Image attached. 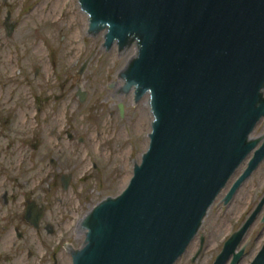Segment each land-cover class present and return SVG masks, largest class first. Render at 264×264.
<instances>
[{
    "label": "water",
    "instance_id": "95a60500",
    "mask_svg": "<svg viewBox=\"0 0 264 264\" xmlns=\"http://www.w3.org/2000/svg\"><path fill=\"white\" fill-rule=\"evenodd\" d=\"M78 4L87 35L103 33L101 50L116 46L123 56L136 45L114 96L132 94L135 102L147 96L153 120L126 186L80 219L73 232L85 233L80 248L63 246L72 264H175L241 165L248 159L225 204L264 160V0ZM120 109L123 115L122 103ZM261 214L259 222L264 195L212 264L239 263ZM203 244L204 236L193 261ZM250 264H264V243Z\"/></svg>",
    "mask_w": 264,
    "mask_h": 264
},
{
    "label": "rangeland",
    "instance_id": "374dc122",
    "mask_svg": "<svg viewBox=\"0 0 264 264\" xmlns=\"http://www.w3.org/2000/svg\"><path fill=\"white\" fill-rule=\"evenodd\" d=\"M78 1L15 0L19 27L11 38L15 47L10 45L9 68L14 73L20 67L22 76L9 78L4 97L9 96L6 106L20 107L37 124L38 195L47 206V220L37 230V264H72L63 244L70 242L80 248L85 233H73L80 219L101 199L120 193L126 186L134 161H140L148 145L153 120L147 96L139 102L132 94L114 96L123 85L119 73L136 55V45L123 56L116 46L101 50L103 33L93 38L87 35L86 13ZM79 91L87 94L83 102L77 96ZM17 114L19 121L22 113ZM67 131L75 134L74 141L68 139ZM245 163L217 197L197 237L175 264H212L224 242L260 201L264 195V160L233 199L228 204L223 202ZM62 173L72 174L67 189L60 181ZM261 217L243 240L246 252L239 264H250L264 243ZM46 222L53 232L47 230ZM202 235L203 249L193 261Z\"/></svg>",
    "mask_w": 264,
    "mask_h": 264
},
{
    "label": "flooded vegetation",
    "instance_id": "af4514ba",
    "mask_svg": "<svg viewBox=\"0 0 264 264\" xmlns=\"http://www.w3.org/2000/svg\"><path fill=\"white\" fill-rule=\"evenodd\" d=\"M33 9L30 7V10ZM17 10L15 0H0V264H37V230L47 220V206L40 201L41 195H38L41 186L37 178V124L20 107L18 110L6 106L9 96L4 97L8 93L5 86L9 78L22 76L20 67L14 73H10L9 68L10 45L15 47L11 38L19 27L15 15ZM81 69L80 72L83 71ZM80 92L86 94L79 91V99ZM19 112L22 113V119L18 121ZM66 135L70 141H74L75 134L72 131H67ZM79 140L83 141V138ZM71 178V173L61 174L63 188L64 180L68 179L70 185ZM38 214L41 216L37 220ZM45 225L49 232H53L49 222Z\"/></svg>",
    "mask_w": 264,
    "mask_h": 264
},
{
    "label": "bare ground",
    "instance_id": "6f19581e",
    "mask_svg": "<svg viewBox=\"0 0 264 264\" xmlns=\"http://www.w3.org/2000/svg\"><path fill=\"white\" fill-rule=\"evenodd\" d=\"M84 18H85L84 23L86 22V25L88 27V17H87V14H86V16ZM251 156H252V154L249 157H251ZM247 162H248V159H247ZM245 164H247V163H245Z\"/></svg>",
    "mask_w": 264,
    "mask_h": 264
}]
</instances>
